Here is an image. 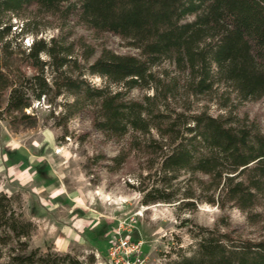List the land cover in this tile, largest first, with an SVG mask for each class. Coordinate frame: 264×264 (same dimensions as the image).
Segmentation results:
<instances>
[{"label": "trees", "instance_id": "1", "mask_svg": "<svg viewBox=\"0 0 264 264\" xmlns=\"http://www.w3.org/2000/svg\"><path fill=\"white\" fill-rule=\"evenodd\" d=\"M28 14L114 34L134 52L97 50L61 24L57 35L20 48L16 37L36 31ZM164 60L171 70L157 68ZM134 88L151 93L134 98ZM201 95L221 107L264 98V0H0V119L32 126L26 109L42 98L65 134L67 121L84 115L103 137L127 136L128 147L146 155L142 203L248 212L264 196V132L230 111L191 108ZM35 230L19 195L0 191V264H81L69 252L31 248ZM194 239L177 264H264V238L215 226Z\"/></svg>", "mask_w": 264, "mask_h": 264}, {"label": "rangeland", "instance_id": "2", "mask_svg": "<svg viewBox=\"0 0 264 264\" xmlns=\"http://www.w3.org/2000/svg\"><path fill=\"white\" fill-rule=\"evenodd\" d=\"M31 30L16 37L20 48L32 37L48 39L62 30L93 44L97 50L134 52L126 41L111 33H95L71 21L28 14ZM19 29L17 18L11 19ZM14 28V26L12 27ZM11 36V35H9ZM157 68L172 67L162 61ZM101 84L97 76L91 78ZM150 89L134 88V98ZM60 98L57 99V101ZM191 108L212 114L230 111L243 122L264 132V98L234 100L221 107L211 95L192 97ZM42 98L26 109L35 115L32 126L13 129L0 119V191L18 194L24 215L36 224L30 247L69 252L81 264H108L106 248L114 233L140 241L142 264H177L195 249V236L204 228L264 238V196L244 212L236 206L220 208L198 202L196 207H178L177 202L142 203L137 180L144 175L146 155L128 147L127 136L107 139L96 132L84 115L67 121V133L57 125ZM117 156L116 160L111 159ZM183 178V175L179 177ZM72 264V263H69Z\"/></svg>", "mask_w": 264, "mask_h": 264}, {"label": "built area", "instance_id": "3", "mask_svg": "<svg viewBox=\"0 0 264 264\" xmlns=\"http://www.w3.org/2000/svg\"><path fill=\"white\" fill-rule=\"evenodd\" d=\"M108 264H142L140 241H134L114 230L106 248Z\"/></svg>", "mask_w": 264, "mask_h": 264}]
</instances>
